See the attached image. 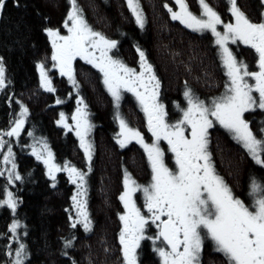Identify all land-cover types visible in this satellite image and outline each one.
<instances>
[{"label":"trees","instance_id":"16d2710c","mask_svg":"<svg viewBox=\"0 0 264 264\" xmlns=\"http://www.w3.org/2000/svg\"><path fill=\"white\" fill-rule=\"evenodd\" d=\"M137 1L141 24L126 0L74 4L87 29L113 43V60L134 72L142 63L150 67L168 125L181 119L187 98L209 107L222 100L230 83L213 33L175 20V0ZM206 1L224 21H231L233 3L252 23L263 20L262 0ZM185 3L201 16L198 0ZM72 7L70 0H0V264H129L120 240L124 180L132 176L145 186L152 174L142 144L119 143L118 117L148 143L151 135L137 99L126 90L115 104L99 70L85 60L74 61L72 79L57 70L47 32H64ZM231 49L243 70L260 69L258 50L240 42ZM40 68L50 89L41 82ZM256 100L242 116L261 147L258 156L217 122L206 136L215 171L250 212L264 201V106ZM78 108L88 125L89 147L64 124L71 125ZM164 160L172 167L170 155ZM71 170L82 181L84 218L75 208L80 188ZM135 196L143 214V187ZM145 228L137 264H162L164 240L155 239L150 222ZM209 259L207 264L223 263Z\"/></svg>","mask_w":264,"mask_h":264},{"label":"rangeland","instance_id":"374dc122","mask_svg":"<svg viewBox=\"0 0 264 264\" xmlns=\"http://www.w3.org/2000/svg\"><path fill=\"white\" fill-rule=\"evenodd\" d=\"M70 2L73 7L69 11L70 20L65 24L64 32H47L54 49L53 59L57 70L72 79L74 61L77 58L85 60L99 70L115 104L119 103L122 91L126 90L137 99L145 113L151 135L152 142L148 143L140 131L118 117L119 143L127 145L135 141L142 144L148 155L152 174L145 186L138 185L132 176H127L124 180L121 199L125 212L121 216L120 240L126 261L137 264L136 249L146 236L147 223L150 222L156 228L155 239L161 238L160 226L166 217L177 227L180 243L177 252L169 247L159 250L162 264H201L200 229H204L218 247L235 260V264H264L260 245L254 242L255 232L264 233V201L259 200L257 208L251 212L243 204L234 202L229 189L209 166L204 150L207 133L217 122L239 138L254 155L258 156L260 153L261 147L242 115L256 105L255 97L258 104L264 106V71L243 70L231 46L232 43L240 42L264 53V19L261 23L251 24L231 5V21H224L206 0H199L202 14L198 17L189 9L185 0H175L176 11L172 14L175 20L181 21L187 28L213 33L230 87L222 100L213 101L212 107L187 98L181 119L168 125L160 98V87L150 67L142 63L141 70L134 72L113 60L110 55L113 43L88 30L75 8V0ZM126 2L137 23L141 24L138 1ZM258 61L261 63L260 57ZM40 72L41 82L45 88L50 89L48 75L41 68ZM64 124L68 128L72 126L84 147H89L88 125L82 108L75 110L71 125L66 122ZM163 146L173 153V169L164 160ZM45 162L50 167L53 165L49 153ZM71 172L80 188L74 196L75 208L80 218H84L86 209L82 181L77 173L74 174L73 170ZM142 187L145 197L143 214L137 207L135 196ZM210 204L214 216L210 212L205 215Z\"/></svg>","mask_w":264,"mask_h":264},{"label":"flooded vegetation","instance_id":"af4514ba","mask_svg":"<svg viewBox=\"0 0 264 264\" xmlns=\"http://www.w3.org/2000/svg\"><path fill=\"white\" fill-rule=\"evenodd\" d=\"M198 2H199V0H198ZM208 4L211 6V7H213L211 4H210V2H208ZM262 4L264 5V2L262 1ZM198 5H199V8H200V3H198ZM233 5V8H235L240 14H241V12L239 11V9L238 8H236V6H235V3H233L232 4ZM214 8V7H213ZM215 9V8H214ZM217 12H218V10L217 9H215ZM264 10V9H263ZM264 12V11H263ZM218 14L219 15H221L219 12H218ZM242 15V14H241ZM246 18V17H245ZM248 19V18H247ZM262 19H264V17L262 16ZM248 21H249V19H248ZM251 24H257V23H255V22H251V21H249ZM261 23V22H260ZM261 52H260V58H261ZM259 65H260V63H259ZM261 69V68H260ZM207 142H208V140H206V145H205V148H204V150H205V152H206V154H207V161H208V164H209V166H211V168H212V171H214V174L216 175V177L218 176V178L221 180V177L217 174V171H215V168H214V165H213V162H212V160L210 159V155H209V152H208V150H207ZM163 151L165 152V153H167L168 155H170V157H171V162H172V167L171 166H169L171 169H173V167H174V159L172 158V156H173V153L171 152V151H169L168 149H167V147H164L163 148ZM164 153V154H165ZM260 159V158H259ZM222 181V180H221ZM224 183V182H223ZM224 185H225V183H224ZM226 186V185H225ZM227 187V186H226ZM228 188V187H227ZM229 189V188H228ZM229 192H230V190H229ZM232 194V193H231ZM233 201L234 202H239V201H237V200H235V199H233ZM239 203H241V204H243L244 206H245V204L243 203V202H239ZM246 207V206H245ZM208 212H210V215H212V216H214V212H213V210H212V205L210 204L209 206H208V208H207V210L205 211V215L206 214H208ZM166 219H169V218H166V217H164V220L162 221V223L166 220ZM170 220V219H169ZM170 222H171V220H170ZM162 225V224H161ZM170 226L172 227V229H173V233L175 234V237L177 238V242H178V244H177V251H178V249H179V243H180V238H179V235H178V229H177V227H175V225H173V224H171L170 223ZM161 227V226H160ZM200 231V237H201V249H200V260H201V264H207V262L206 261H208V260H210L209 258L210 257H214V258H219L223 263L222 264H235V260L232 258V257H230L229 256V254L226 252V251H224L221 247L219 248L218 247V245H217V243L214 241V239L211 237V236H208L207 235V232L204 230V229H200L199 230ZM161 232V231H160ZM255 234H256V236H255V239H254V242L255 243H258L259 245H260V248H261V253L262 254H264V242H263V239H262V236H263V233H261V232H255ZM164 240V239H163ZM164 243H165V241H164ZM165 247H169L170 248V246L167 244V243H165ZM171 249V248H170ZM173 250V249H172ZM174 251V250H173ZM177 251H174V252H177ZM209 262V261H208Z\"/></svg>","mask_w":264,"mask_h":264},{"label":"water","instance_id":"95a60500","mask_svg":"<svg viewBox=\"0 0 264 264\" xmlns=\"http://www.w3.org/2000/svg\"><path fill=\"white\" fill-rule=\"evenodd\" d=\"M260 68L262 71H264V53L261 54L260 58ZM170 220L166 219L162 225H161V238L164 239L165 243H167L171 249L174 251H177V238L175 237V234L173 233V229L170 226ZM263 242H264V233L262 236Z\"/></svg>","mask_w":264,"mask_h":264}]
</instances>
